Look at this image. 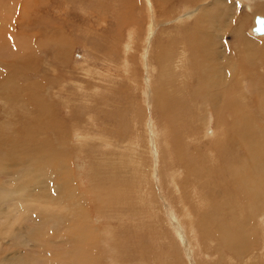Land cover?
Returning <instances> with one entry per match:
<instances>
[{"label":"rangeland","instance_id":"1","mask_svg":"<svg viewBox=\"0 0 264 264\" xmlns=\"http://www.w3.org/2000/svg\"><path fill=\"white\" fill-rule=\"evenodd\" d=\"M256 16L264 0H0V264H264ZM202 27L219 51L208 71L187 48L176 61L181 41L205 53ZM40 149L55 163L46 188Z\"/></svg>","mask_w":264,"mask_h":264},{"label":"bare ground","instance_id":"2","mask_svg":"<svg viewBox=\"0 0 264 264\" xmlns=\"http://www.w3.org/2000/svg\"><path fill=\"white\" fill-rule=\"evenodd\" d=\"M47 1V0H46ZM46 4H47V2H46ZM105 7V6H104ZM97 9H98V7H97ZM104 11V10H103ZM202 13V22L205 24L206 23V21H207V15H208V23L210 22V17H211V14L213 13L212 12V10H208V12L206 13V12H201ZM215 14V13H214ZM118 16V15H117ZM100 20V19H99ZM102 21V20H101ZM181 22H182V20H181ZM207 24V23H206ZM102 25V24H101ZM91 26V25H90ZM256 26V25H255ZM255 26L253 27V30H254V28H255ZM225 27V26H224ZM202 29H204L205 30V28H200V31H199V36H200V43L202 44V51H205V53H200V54H198V52H197V50H195L194 48H193V45H189V44H186V43H184V42H180L179 43V51H178V55H177V58H176V61L178 62V63H180L181 65H183V64H185L186 62H187V56H186V54H187V52L185 51V48H187V49H189L188 51H193L192 53H193V55L191 56L192 57V59L194 60V62H196V63H198L199 65H200V68L202 69V70H205V71H208L209 70V67L207 66V65H209L210 67H214V57L213 56H215V55H217L218 54V50H214V51H211V53L209 52L210 50L208 49L207 50V46H208V48H209V45L208 44H206L205 43V39H204V36H203V33H202ZM223 29V28H222ZM224 31H225V28H224ZM255 35H260V36H262V34H257V33H255ZM52 37V36H51ZM55 38V37H54ZM61 38V37H60ZM210 39H211V42H212V44H213V47H214V45H216L217 43H218V36L217 37H215V38H213L211 35H210ZM53 40V39H52ZM60 40V41H59ZM131 40H133V37L131 36ZM9 41V40H8ZM58 41L59 42H61V49H63V47L65 48L67 45H70V43H69V41L66 39V37H64V38H61V39H58ZM244 41V43H246V40H243ZM130 42H133V41H130ZM7 44V43H6ZM130 44L131 43H128L125 47H124V50H125V53H128V52H130V50L129 49H131L130 48ZM132 45V44H131ZM8 46V45H7ZM12 46V45H11ZM14 46V45H13ZM10 47V46H9ZM12 48V47H11ZM200 48V47H199ZM204 48H206V49H204ZM40 49V48H39ZM13 50V49H12ZM42 50V49H41ZM128 50V51H127ZM190 51V52H191ZM207 51V52H206ZM10 52V51H9ZM208 53H210V55H208ZM208 55V56H205V55ZM204 57L206 58V59H204ZM211 64H213V65H211ZM208 67V70L206 69ZM220 70V69H219ZM219 70H216V71H219ZM15 72V71H14ZM15 73H17V72H15ZM126 73V72H125ZM217 74H218V72H216ZM219 73H220V71H219ZM222 73H220V75H221ZM21 76V75H20ZM222 76H224L223 74H222ZM212 78L213 79H215L216 81H218V82H220V83H222V85H223V87H226V86H233L232 85V81L231 80H229L228 78H226L225 76H224V78H221V77H218V76H216L215 74L214 75H212ZM20 81V80H19ZM24 81V80H23ZM262 84H263V79H262ZM238 88H239V91H238V95H241L242 94V90L240 89V86H238ZM165 108V107H164ZM170 113V112H169ZM167 114V113H166ZM168 115V114H167ZM165 130V128L162 130V131H164ZM213 135V137L211 138V140H213V141H215L214 139L215 138H217V137H219V136H221L222 135V133H220V135H219V133H213L212 134ZM211 135V136H212ZM170 136V135H169ZM159 140L161 139L162 140V144L164 145V147L167 149V151L166 152H168V154H171V157L172 158H174V156H176V154H177V149H174L171 145H170V141L168 140V136H164V135H162V134H160V136H159V138H158ZM157 139V142L159 141ZM160 140V141H161ZM173 140V139H172ZM159 141V142H160ZM175 142V141H174ZM173 142V143H174ZM172 144V143H171ZM175 144V143H174ZM169 148H170V151H168L169 150ZM59 154H61V153H58V155ZM29 155L31 156V157H33L34 159H33V163H32V168L34 169V170H37V169H40V170H42L43 172H44V178H43V180L40 182V187L41 188H46V187H50V184H51V179H50V167H54V166H51V165H53L52 163H54V157H53V154L50 152V151H48L47 149H40V150H37V151H32V152H30L29 153ZM55 155H57V154H55ZM57 157V156H56ZM210 157H212V156H210ZM62 158V157H61ZM62 159H66V156L65 155H63V158ZM61 160V159H60ZM60 160H59V162H60ZM140 160V159H139ZM138 160V161H139ZM26 162V160H22V159H19V160H17V159H13V165L14 166H20V165H22V164H24ZM124 162L125 161H123V165H124ZM62 163V162H61ZM63 163H64V160H63ZM63 163L61 164V167H62V169H65L66 168V166L65 165H63ZM174 164L176 163L175 161L173 162ZM55 164V163H54ZM59 164V163H58ZM130 165V164H129ZM128 165V166H129ZM56 166H57V164H56ZM60 167V166H59ZM130 167H131V165H130ZM138 168V167H137ZM54 168H52V170H53ZM123 169L124 170H127V167L126 166H123ZM133 169H134V167H133ZM124 170H122L121 172H120V174L122 173V174H125V171ZM65 171V170H64ZM210 171V169H208L207 170V172H209ZM135 172V171H134ZM62 173V172H61ZM66 173H68V172H66ZM188 173H189V176H191V177H193V174H192V172L191 171H188ZM136 174H138L137 172H136ZM69 175V173L67 174V176ZM174 175V174H173ZM140 176H141V174H140ZM181 176V175H180ZM52 177V176H51ZM178 177V176H177ZM68 178H69V176H68ZM64 180H65V178H64ZM69 180V179H68ZM69 182H71V181H69ZM68 182V183H69ZM172 182V181H171ZM71 184V183H70ZM63 186V185H62ZM172 186H173V190H175L177 193H179L180 191H179V189H178V185H177V183H176V181H174L173 180V182H172ZM64 190L66 191V193H67V196L69 197V195L73 192L71 189H68V187H65L64 188ZM190 191V190H189ZM190 196H191V199L194 201V203H196L199 207H202L203 209L205 208V206H206V204H205V201H204V199H203V197H202V195L200 194V193H198L196 190H192V193H190ZM184 197V196H183ZM185 198V197H184ZM179 199V198H178ZM116 200H117V198H116ZM183 202V201H182ZM149 202H147V204H148ZM202 205V206H201ZM197 208V207H196ZM203 209H200L201 211H203ZM52 218V220L53 221H55L56 223L58 222V224L60 225V224H62L64 221H65V218L64 217H57V216H43V218H39V219H36V222H40L41 224H43L44 222H45V220H49V219H51ZM184 219L186 220V222L188 223V229H187V233H188V235H189V237H190V239L193 241V238H194V236H195V234H194V223H195V219H194V216L192 215V213L189 211V210H186V212L184 213ZM57 224V225H58Z\"/></svg>","mask_w":264,"mask_h":264},{"label":"water","instance_id":"3","mask_svg":"<svg viewBox=\"0 0 264 264\" xmlns=\"http://www.w3.org/2000/svg\"><path fill=\"white\" fill-rule=\"evenodd\" d=\"M255 28L254 31L257 34H262L264 33V17L256 16L255 17Z\"/></svg>","mask_w":264,"mask_h":264}]
</instances>
